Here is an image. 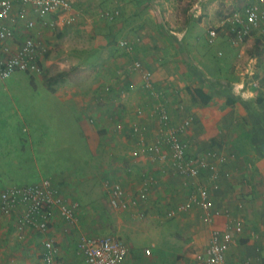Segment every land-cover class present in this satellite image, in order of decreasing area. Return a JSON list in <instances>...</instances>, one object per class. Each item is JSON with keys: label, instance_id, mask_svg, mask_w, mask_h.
<instances>
[{"label": "crops", "instance_id": "obj_1", "mask_svg": "<svg viewBox=\"0 0 264 264\" xmlns=\"http://www.w3.org/2000/svg\"><path fill=\"white\" fill-rule=\"evenodd\" d=\"M13 1L17 8L19 6V0ZM70 1L71 4L83 5L82 8L85 12V15L80 13L79 16H74V18H76L72 25L74 26V30H77L76 25L78 24L86 25V23H90L89 26H87L88 24L86 25V30L88 32L86 30L81 32L85 36H91L92 40H96V43L90 44L88 48L100 54L98 61L101 63H98L96 60L88 65L94 67L101 66L104 63V66H107L111 71L113 70L110 73L111 77L108 76L110 79L109 81H105L90 89L88 97L85 98V100H87L85 102L86 106H82L83 104L80 103V96L73 98L72 93L67 91L66 97L77 101V112H72H74L75 121L79 123L81 129H83V135L82 133L81 135L88 139V144L86 146L84 145L83 149L85 147L89 148V150H91L92 147L97 148L96 142L92 141V139H95L99 134L104 135L103 138L106 137V134L112 131L115 121L117 120L126 122V129L130 124L132 126L134 122L138 123L139 126L146 125L149 127V135L139 138L140 140L142 138V142L146 145L151 141L152 137L160 134L158 113L155 109L153 99L142 89L140 75L135 71L130 73L126 71L127 66L132 61H129L125 66V74H121L120 67L122 68L123 65H125V54L128 53L118 46V41L123 38L131 39L140 37L141 41L134 46L133 52L129 53V55H133L135 59L143 61L146 67L152 70L156 84L161 85L164 89L167 96L166 105L170 114L171 125H181L183 119L186 118L191 120L190 124L185 127L180 134L181 139L186 141L189 145V153L201 155L206 150L213 149L218 153L219 157L223 158L222 161L214 159L217 169L220 172L219 184L216 189L212 188L211 183L207 181L205 172L201 173L198 179L195 180L196 182L200 181L207 185L215 207L222 211L228 210L232 220L239 216L243 219L244 230L241 233L233 234V242L226 251L225 256L227 263L242 264L246 258H259L264 261V98L259 99L260 89L258 87V81L254 77L255 69H258L256 68L257 61H255V55H257V53H264V50L260 47L255 49V43L253 45L241 46L242 48H249L248 51L253 56L249 59V63L241 73L243 75L239 73V76L238 73H236L237 80L233 81L231 94H233L232 98L239 94L241 96L239 97L240 99L252 100L254 91L259 92L253 99L255 101V107H257L256 112L247 114L241 109H238V103L232 105L234 102L232 100V103L229 104L227 99L222 98V92L220 90L218 93L217 90L213 89V83L215 82L211 83L209 81L215 80L217 83L220 81L219 77H211L203 71L210 84L202 79L201 75L203 76L204 74L199 73V77L196 76L197 78L192 76L191 82L195 83V85H191V82L188 81L190 80L188 75L192 74L195 76L194 71L192 69L186 70L183 65L175 63L178 61V59H176L178 57L174 54L176 51L175 47L178 46L175 39L180 36L179 31L173 30L171 32H165V34L169 36V41H167L164 34L160 32L161 15L156 11L154 12L150 7L147 8V13L143 12V10L141 11L143 5L140 4V0H132L142 6L138 8H135L133 5L131 8L130 5H126L130 4V0H91V3H89L90 0ZM212 1L216 2V0H191L190 2L193 4L191 15L197 12V17L203 14L207 19L205 7L207 3ZM154 2L156 3V1ZM88 4L93 5L88 6ZM213 6L214 4L208 6V13H216V11L212 10ZM128 8L132 9L131 13H129ZM222 9L217 11L218 16L213 22L220 23L221 20L224 19L223 17H225L226 10L222 11ZM94 10H96L99 15L95 14L94 16L93 13L90 14V11L95 12ZM115 10H118L121 16L124 17L123 19L119 18L117 24L110 22V18L101 16V13L113 12ZM72 11L78 12L75 7H73ZM99 11H101V13ZM88 13L90 17L86 18ZM68 15L67 11L63 13L58 12L49 14L47 19L53 22L52 24H55V22L60 24L61 19L68 17ZM209 18H212V16ZM121 19L124 21L121 22ZM125 25L133 30L128 32L127 35L116 38L115 46H112L111 41L113 35L116 36L115 34L118 35L120 32H127L123 31ZM37 31L44 38L49 49L51 47L50 36L44 33L45 29L43 30L40 24L37 25ZM61 34V31H59L57 36ZM77 36H79V32ZM221 39L225 38L222 37ZM170 42L176 43L172 50ZM75 46L72 53L77 55L79 53L76 48L82 50L83 47H78L77 44ZM114 49L116 50L115 53ZM171 52L173 53L171 54ZM149 54L151 55L149 56ZM49 56L48 50L42 61L43 65L48 64ZM160 56L162 57V59H160L161 62L167 60L162 63L163 66H160V63L155 60V57ZM79 63L83 66L86 65L84 61H79L78 59L76 64L78 65ZM81 65H79V67H81ZM49 76H45L44 82H46V78ZM60 82L63 81H59L53 85L54 90L52 91L47 86V83L46 87L55 94L57 93V84ZM132 84H134V87H131ZM204 85L209 87H205ZM187 87L191 89L201 87L210 95L209 102L207 104L192 102L188 95ZM228 92L230 93V91ZM262 96L264 97V94ZM186 99H189L190 105L186 103L187 101L185 102ZM186 106H188V108H186ZM137 108L143 110L141 116L135 114ZM119 117L120 119H118ZM241 117H243L242 121L244 122L239 123V120L242 119ZM87 119L90 123L87 122ZM246 132L250 135L251 141L245 144L242 137L247 136ZM126 134L127 136L123 139L126 147L131 145L134 147L132 149L135 150L140 146V141L138 143L139 136L137 137V135L132 132L131 127L127 129ZM234 141L242 142L244 147L238 146ZM258 148L261 150V155L256 150ZM85 153L87 154V152ZM111 160L114 162V166L107 169L105 179L119 181L129 192H133L137 189L143 177H151L147 200L138 203L136 207H132L128 211L120 210L126 214L129 213L131 217L141 219L146 216L150 217V214H152L159 220L160 215L161 217H165L164 212L167 208L173 207L176 203L184 201L189 191L192 189L191 180H187V183L184 184V179L179 177L167 162H160L149 154L141 153L140 158L135 162L131 160L130 156L128 158H124L123 156L115 157ZM119 160L121 163H119ZM105 179H103V181ZM52 180L54 181V179ZM103 192L106 197L107 195L104 187ZM77 212L78 219L80 220L79 216L82 212L80 206ZM153 212L155 214H153ZM140 214H143V216H140ZM190 214L194 216H190ZM185 216L195 218L196 223L193 221L189 223L183 221L186 219ZM7 218L12 221L11 229L14 231L15 239H12L11 242L0 239V245L7 243L6 246H8V251L5 252L4 255L0 251V261H4V264H31L30 261L32 262L37 259L38 264H42L40 253L43 234L25 230L23 238L19 239L13 219L10 217ZM172 219L181 221L180 225L182 227H180V230L186 229V231H189L193 224L196 225L201 240L205 238L196 256L199 254L204 255L209 240L210 226L202 221L201 210L198 207H193L187 211L178 213L175 217H172ZM50 221L48 234H51L61 247L64 264H85L83 257L74 253V247L78 236H75L74 239L72 225H68L57 212H53ZM228 221L229 219L222 214L215 218L214 224L220 229H225L229 223ZM154 222L156 221L149 223L151 229H153V227L157 228ZM127 247L128 253L126 258L129 264H146L145 257H142L135 248ZM147 248L148 247L145 249Z\"/></svg>", "mask_w": 264, "mask_h": 264}, {"label": "rangeland", "instance_id": "obj_2", "mask_svg": "<svg viewBox=\"0 0 264 264\" xmlns=\"http://www.w3.org/2000/svg\"><path fill=\"white\" fill-rule=\"evenodd\" d=\"M140 1L143 5L141 11L147 13V8L150 7L161 15L160 32L164 34L167 41L169 36L165 32L179 31L180 36L175 39L178 46L175 47L176 43L170 42L171 50L175 47L174 54L178 57L175 63L183 65L186 70L194 71L195 76L189 74L188 81L191 82L192 76L197 78L199 73L204 74V72L211 77L217 76L220 81L213 85V89L217 92L220 90L223 99L231 98L234 101L232 105L238 103V109L244 113L256 112L257 107L253 99L259 92L254 91L252 100L240 99L239 94L232 98L233 94H231L233 81L237 80L236 73L243 75L241 73L253 56L249 53V48L233 47L226 39H219L209 44L205 38L209 27L222 24L223 19L220 23L213 22L218 16L217 11L222 8V11L226 10V12L231 8L237 9L242 0H216V2L207 3L205 7L207 19L203 14L198 17L191 15L193 6L191 0ZM135 2L130 0V4L126 5H130L131 8L132 5L135 8L142 7ZM213 4L212 10L216 13H208V6ZM73 7L78 10L77 13L72 11ZM82 7L83 5L71 4L70 9L67 10L68 17L62 18L60 24L55 22L45 29L44 33L50 36L51 40L48 64H42L39 72L16 71L10 77L0 80V190L12 185L37 182L41 178H52L66 191L68 197L75 199L81 207L80 220L77 225H72L74 239L80 233L94 237L116 235L129 248H135L142 257H145L146 264H200L195 257L205 238L201 240L196 225L193 224L189 231L180 230L181 221L167 219L160 215V222L152 214L150 217L134 218L129 213L110 207L107 203L102 181L106 178L107 169L114 166L111 159L122 156L128 158L134 147L131 145L126 147L123 141L131 124L126 129V122L117 120L106 137L103 138L104 135L99 134L92 139L96 142L97 148L83 149V146L88 144V139L82 136L83 129L75 121L74 112H77V101L66 97L67 91L72 93L73 98L80 96V103L86 106L85 98L88 97L90 89L109 81L108 76L113 70L104 66V63L94 67L88 65L98 61L100 54L88 48L90 44L96 43V40H92L91 36H85L81 32L86 30L90 23H86L87 26L76 25V31L72 26L76 20L74 16H79L80 13L85 15ZM131 8H128L129 13L132 12ZM94 11H90V14L99 15L96 10ZM90 14L88 13L86 18H89ZM210 16L212 18H209ZM119 18H124L121 13L111 18L110 22L117 24ZM122 19L121 22L124 21ZM132 30L125 25L123 31L127 32L113 35L112 46H115L116 38L127 35ZM59 31L62 34L57 36ZM78 32L79 36H77ZM76 44L78 47H83L82 50L76 48L79 53L77 55L72 53ZM125 56V65L120 67L121 74H125L124 68L128 62L135 59L133 55L125 54ZM255 56L258 69H255L254 77L260 89L259 99H263L264 53H257ZM78 59L84 61L86 65L83 66L80 63L77 65ZM160 59H162L161 56L155 57L160 66H163L162 63L167 60L161 62ZM98 63L101 62L98 61ZM57 73H62L63 82L57 84V93L53 94L46 87L44 80L46 75ZM191 85L195 83L191 82ZM185 102L190 105L189 99ZM241 118L239 123L244 122L243 117ZM88 119L87 122L90 123ZM246 134L247 136L242 137L245 144L251 141L250 135L247 132ZM234 142L244 147L242 142ZM256 150L261 155L260 148ZM119 163H121L120 160ZM190 216L194 215L190 214ZM185 217L183 221L196 223L195 218ZM153 221H156L154 223L157 228L151 229L149 223ZM11 222L7 217H0V239L3 241L11 242L15 239ZM6 245L7 243L0 245L3 255L8 251ZM146 247L150 250L149 255L145 253ZM3 262L0 261V264H4ZM30 263L38 264V260L30 261Z\"/></svg>", "mask_w": 264, "mask_h": 264}, {"label": "built area", "instance_id": "obj_3", "mask_svg": "<svg viewBox=\"0 0 264 264\" xmlns=\"http://www.w3.org/2000/svg\"><path fill=\"white\" fill-rule=\"evenodd\" d=\"M18 5L16 8L13 0H0V80L10 77L16 71L35 73L41 70L48 46L37 31V25L40 24L43 30L50 27L53 22H50L47 16L69 10L71 1L19 0ZM118 14L119 11L115 10L104 12L101 16L111 19ZM193 15L197 16V12ZM222 37L233 47L257 43L258 47L264 50V0H242L239 8L225 12L221 25L208 28L206 41L213 44ZM140 41V37L123 38L118 41V46L129 54ZM126 71L128 73L135 71L140 75L142 89L154 101L161 131L146 145L142 138L141 140L139 138L149 135L150 128L134 122L131 130L137 137L139 136L140 146L132 151L131 160L135 162L141 153H146L160 162H167L177 175L184 179V184L191 180L192 189L187 198L167 208L164 215L166 218H172L180 212L198 207L201 210L202 221L210 226L205 254L196 256L198 262L228 264L225 254L233 242V234L244 230L243 219L239 216L232 220L228 210L222 211L215 207L207 185L195 180L205 172L207 181L216 189L220 172L214 159L222 161L223 158L213 149H208L201 155L190 154L189 145L181 139L180 134L191 120L186 118L181 125H171L166 93L161 85L154 84L153 72L146 68L141 60H132ZM201 77L208 84L209 82L216 84L215 80L208 82L205 75ZM131 87H134V84ZM135 114L141 116L143 110L137 108ZM150 184L151 177H143L137 189L129 192L119 181L108 179L103 181L109 206L127 211L147 200ZM78 208L79 203L70 199L66 191L50 178H41L37 182L12 185L0 190V216L13 219L17 237L22 239L25 230L43 234L40 253L42 264H64L61 247L54 237L48 234L53 212H57L68 224L75 225L79 221ZM222 214L229 219L225 229H220L214 224L215 218ZM74 253L83 257L85 264H129L126 258L128 247L116 235L94 237L80 234L76 240ZM145 253L149 255L150 250L145 249ZM242 264H264V261L259 258H246Z\"/></svg>", "mask_w": 264, "mask_h": 264}, {"label": "trees", "instance_id": "obj_4", "mask_svg": "<svg viewBox=\"0 0 264 264\" xmlns=\"http://www.w3.org/2000/svg\"><path fill=\"white\" fill-rule=\"evenodd\" d=\"M257 47H258V44L255 43L254 44V48L257 49ZM46 54H45V56H46ZM141 62L146 67L144 62L143 61H141ZM146 68L151 70L149 67H146ZM61 76H62V73H58L56 75H52V76H49V77L46 78L47 86L49 87V89L51 91L54 90V88H53L54 84H56L59 81H62ZM152 79H153L154 84L158 85V84H156V82L154 80L153 74H152ZM187 92H188V95H189V97H190L192 102H201L202 104H207L209 102V100H210V95H208L201 87H195V88H192V89L187 87ZM227 102L229 104H231L232 103V99H227ZM58 185H59V183H58Z\"/></svg>", "mask_w": 264, "mask_h": 264}, {"label": "water", "instance_id": "obj_5", "mask_svg": "<svg viewBox=\"0 0 264 264\" xmlns=\"http://www.w3.org/2000/svg\"><path fill=\"white\" fill-rule=\"evenodd\" d=\"M263 153H264V148H263Z\"/></svg>", "mask_w": 264, "mask_h": 264}]
</instances>
